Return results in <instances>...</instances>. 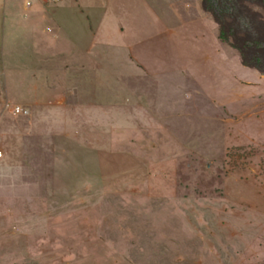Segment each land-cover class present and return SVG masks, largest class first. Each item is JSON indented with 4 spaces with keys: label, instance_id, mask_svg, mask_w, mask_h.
<instances>
[{
    "label": "rangeland",
    "instance_id": "obj_1",
    "mask_svg": "<svg viewBox=\"0 0 264 264\" xmlns=\"http://www.w3.org/2000/svg\"><path fill=\"white\" fill-rule=\"evenodd\" d=\"M45 1L0 0V264H264V73L216 6Z\"/></svg>",
    "mask_w": 264,
    "mask_h": 264
},
{
    "label": "trees",
    "instance_id": "obj_2",
    "mask_svg": "<svg viewBox=\"0 0 264 264\" xmlns=\"http://www.w3.org/2000/svg\"><path fill=\"white\" fill-rule=\"evenodd\" d=\"M263 1V0H260ZM219 11V15L215 16V21L219 26V38L228 43L233 49H235L240 58L241 64L244 67L258 70L261 73H264L263 69L259 66L260 59L256 53L263 51L264 49V40H259L255 38V34L251 31H245L244 33L239 32L235 35L232 28L227 23V16L235 17L237 10L236 0H202V6L205 11L211 12L212 3ZM229 12V13H226ZM232 13V15L230 14ZM213 13V12H212ZM253 50V54H249Z\"/></svg>",
    "mask_w": 264,
    "mask_h": 264
},
{
    "label": "built area",
    "instance_id": "obj_3",
    "mask_svg": "<svg viewBox=\"0 0 264 264\" xmlns=\"http://www.w3.org/2000/svg\"><path fill=\"white\" fill-rule=\"evenodd\" d=\"M54 1H58V0H54ZM16 111H18V108H16Z\"/></svg>",
    "mask_w": 264,
    "mask_h": 264
},
{
    "label": "crops",
    "instance_id": "obj_4",
    "mask_svg": "<svg viewBox=\"0 0 264 264\" xmlns=\"http://www.w3.org/2000/svg\"><path fill=\"white\" fill-rule=\"evenodd\" d=\"M58 1H60V0H58ZM44 2H46L45 0H44ZM57 2V1H56Z\"/></svg>",
    "mask_w": 264,
    "mask_h": 264
}]
</instances>
